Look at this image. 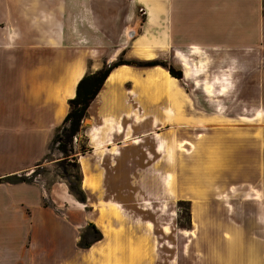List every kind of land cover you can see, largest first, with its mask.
<instances>
[{
    "label": "crops",
    "instance_id": "0c3cea01",
    "mask_svg": "<svg viewBox=\"0 0 264 264\" xmlns=\"http://www.w3.org/2000/svg\"><path fill=\"white\" fill-rule=\"evenodd\" d=\"M159 55L181 63L182 79L161 66L119 65L90 101L76 136L87 150L73 146L86 196L77 201L52 171L62 155L44 159L77 82L117 56ZM196 96L215 105L187 113ZM222 98L232 102L219 107ZM223 116L255 119L264 131V0H0V178L48 165L32 183L0 182V264H152L153 212L169 205L168 155L189 142L186 127L231 128L217 124ZM248 140L241 163L249 162ZM252 146L264 191V138ZM89 224L102 238L78 248ZM255 264H264V251Z\"/></svg>",
    "mask_w": 264,
    "mask_h": 264
},
{
    "label": "rangeland",
    "instance_id": "374dc122",
    "mask_svg": "<svg viewBox=\"0 0 264 264\" xmlns=\"http://www.w3.org/2000/svg\"><path fill=\"white\" fill-rule=\"evenodd\" d=\"M140 33L138 28L129 30L124 38L129 40L138 37ZM146 35L150 39L149 34ZM118 58L134 59L125 56H117L116 59ZM153 59L180 69L184 75L181 63L171 56L159 55ZM191 62L193 61H189ZM202 77L205 80L202 85L205 87L211 78L208 74H203ZM201 78L196 79L198 85ZM193 80L191 75L184 79L187 90L193 86ZM211 90L209 95L216 96V87ZM191 101L186 105L187 113H193L195 107L209 110L215 105L200 96ZM218 101L219 107L228 106L232 102L225 98ZM187 113L185 115L190 119L185 122L191 124L193 120ZM225 117L223 116L224 120L217 121V124L232 123L231 128L218 131L210 127L214 124L212 122L201 131L186 127L182 134L189 142H185L184 148L178 146V151H170L168 155L170 169L166 182L169 205L167 210L153 212L157 225L153 231L152 264H255L256 251H264V240L258 239V235H264V191L258 190L261 186L258 180L262 178L260 174L263 169L262 163L257 164L258 153L256 147L252 146L257 144L258 139L264 138V131L262 128L256 129L255 119L245 120L233 116L232 121H225ZM243 124L248 125V131L235 127ZM244 136H248L250 144L248 164L240 162V144ZM83 140L82 137L77 138L73 146L78 149ZM49 146L50 143L48 148ZM48 148L47 160L60 158L53 147ZM71 162L69 157L64 160L60 158L52 164L53 174L57 173L64 180V174H67L73 179L76 171L71 167ZM160 162L161 159L158 160L159 164ZM47 166H38L32 170L38 172L35 181L47 174ZM242 166H247L248 179L242 177L243 173L246 174V170H241Z\"/></svg>",
    "mask_w": 264,
    "mask_h": 264
},
{
    "label": "trees",
    "instance_id": "16d2710c",
    "mask_svg": "<svg viewBox=\"0 0 264 264\" xmlns=\"http://www.w3.org/2000/svg\"><path fill=\"white\" fill-rule=\"evenodd\" d=\"M119 65H134L138 67L161 66L165 68L172 77L178 80L183 77L180 69H175L172 65H167L162 61L155 59L143 61L136 59L123 60L122 58H118L110 63H104L101 68L94 72L86 73L80 78L75 87L74 97L67 100L69 107L68 112L60 125L55 127L53 131L48 150L53 147L62 155V160L70 157L72 161L70 165L75 169L76 174L72 176L73 179H70L71 176L67 174H64V178L69 191L74 195L77 201L82 203L86 201V196L80 187L81 172L79 164L74 156L73 137L78 136L81 131V121L86 115L90 101L95 97L110 71ZM86 150L87 148L84 143L79 145L78 152L83 153ZM46 155L44 157L45 159ZM63 171L66 173L65 170ZM37 173V170H34L28 175L25 172L18 175H7L1 177L0 182L32 183ZM44 204L47 205V202L44 201ZM101 238V231L94 224H89L81 232L77 241V247L86 249Z\"/></svg>",
    "mask_w": 264,
    "mask_h": 264
},
{
    "label": "bare ground",
    "instance_id": "6f19581e",
    "mask_svg": "<svg viewBox=\"0 0 264 264\" xmlns=\"http://www.w3.org/2000/svg\"><path fill=\"white\" fill-rule=\"evenodd\" d=\"M79 75V72H77V74L73 77V79L71 81H69L66 85H65V93L67 95H70L73 93V89H74V85L76 83V79H77V76Z\"/></svg>",
    "mask_w": 264,
    "mask_h": 264
},
{
    "label": "built area",
    "instance_id": "2783aa9c",
    "mask_svg": "<svg viewBox=\"0 0 264 264\" xmlns=\"http://www.w3.org/2000/svg\"><path fill=\"white\" fill-rule=\"evenodd\" d=\"M75 141H76V136L73 137V142H75Z\"/></svg>",
    "mask_w": 264,
    "mask_h": 264
},
{
    "label": "water",
    "instance_id": "95a60500",
    "mask_svg": "<svg viewBox=\"0 0 264 264\" xmlns=\"http://www.w3.org/2000/svg\"><path fill=\"white\" fill-rule=\"evenodd\" d=\"M131 34V36H132V33H130Z\"/></svg>",
    "mask_w": 264,
    "mask_h": 264
}]
</instances>
